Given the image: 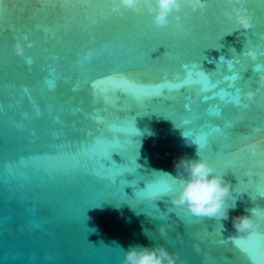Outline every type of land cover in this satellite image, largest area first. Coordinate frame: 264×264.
I'll return each mask as SVG.
<instances>
[{"label": "water", "instance_id": "95a60500", "mask_svg": "<svg viewBox=\"0 0 264 264\" xmlns=\"http://www.w3.org/2000/svg\"><path fill=\"white\" fill-rule=\"evenodd\" d=\"M112 7L113 0H7L3 5L0 264H123L125 251L138 245H163L185 264H225L228 245L211 243L209 237H216L207 231L221 229L227 241L235 234L233 218L264 206V198L254 202L250 192H236L251 188L254 198L264 194V103L247 110L222 106L218 119L208 114L216 101H200L199 84L171 93L170 100L138 103L133 96L159 89L129 87L130 94L121 97L107 78L127 75L152 87L183 79V66L196 64L219 80L228 74L221 61L227 62L232 49L241 53L245 37L238 32L223 36L222 5H207L204 13L184 5L182 28L171 17L167 27L155 25V0L151 13L146 8L142 14L113 12ZM248 7L258 31H264V0H251ZM17 40L23 56L15 52ZM241 63L250 62L241 58ZM227 121L234 126L223 127ZM205 124L222 128L212 136L220 152L199 151L195 142ZM110 126L127 141L123 157L113 154L115 169L128 167L127 159L137 169L119 189L93 175L114 174L115 169L96 167H107L97 154L112 147L105 143L117 136ZM182 157L208 160L218 174L234 167L237 176L226 175L237 196L228 220L191 224L187 209L175 208L171 197L157 200L147 187L145 176H182L176 169ZM149 200L156 210L146 206ZM162 223L169 227L166 238L159 235Z\"/></svg>", "mask_w": 264, "mask_h": 264}, {"label": "snow or ice", "instance_id": "6c2138e0", "mask_svg": "<svg viewBox=\"0 0 264 264\" xmlns=\"http://www.w3.org/2000/svg\"><path fill=\"white\" fill-rule=\"evenodd\" d=\"M7 2V0H0V15H3V5ZM203 3L204 0H201ZM207 5H222L225 6V8L230 7L231 4L236 3V6L239 7V3H237V0H206ZM182 3L184 5L191 6L189 3V0H182ZM251 3V0H244V6L249 10L253 17V27L247 31L240 28L239 24L236 23L234 18H229L224 15V10L222 11V16L224 20L227 22V27H224L223 30V36L228 34L229 31L227 30L228 27H231V33L238 32L240 35L245 37V45L244 50L241 53H237L235 49L230 50L231 51V57L226 59L227 62L221 61V63H224L225 68L228 69V74L221 77L219 80H214L210 73L201 70L199 65L192 64V65H184V78H176V82L166 80L162 85H156V86H146L143 84L138 83L134 79H131L129 76L124 75L122 77L119 76V74L114 75L112 77H109L110 82L114 86V91L116 94H118L121 97H126L130 94L129 87H135L140 89H159L158 92L151 94V95H145L143 98H137L133 96L134 99L137 100L138 103H148L150 101L154 102L157 100H170L171 99V93L173 92H180L184 88L189 87L192 84H199L201 86V94L199 96V99L201 102H207L209 100L216 101L215 104L211 105L208 109V114L212 117L221 118L223 116V107L222 106H228L231 105L233 107L239 108V101L243 99L242 96V90L247 89H256L258 87V81L260 79V73L261 71H264V31H258V25L256 23V17L254 12L248 7V5ZM141 7L144 9L146 8L149 13L152 11H149L147 5L144 3V0H141ZM224 8V9H225ZM184 11V9L181 10L179 13ZM193 12H195L192 9ZM201 13H204L208 11L207 7H204L199 10ZM142 14V13H137ZM235 14H233L234 16ZM173 21H175L174 17L172 18ZM15 30V29H13ZM24 39L27 40V35L24 36ZM255 41L257 46L259 47L258 55L255 57L248 55L247 53V47L249 44H252ZM28 47H32L31 44L28 45ZM241 58L248 60L250 63L246 66L241 63ZM27 63L31 64L32 60L31 58L28 59ZM251 70V74L246 76V73ZM255 72V75L253 73ZM119 81H123V83H120ZM103 95V93H101ZM261 97H264V88H261L260 91L257 93V99L261 100ZM262 103H264V100H261ZM256 104L253 102L251 105ZM186 111L191 110V105L187 104L185 106ZM247 110V109H245ZM185 124H191V120H185ZM233 122L227 121L223 125V127H233ZM206 131L202 132L199 137L196 139V144L199 146V151H215L220 152L221 149L219 146L215 144V142L212 140L213 134H219L222 131V128L215 127L212 125H202ZM109 131L116 132L117 136L111 138L109 141H106L105 143L112 145L110 150L107 153H99L100 159L103 161V164L107 167L104 168L100 164H97V168L101 171H110L115 169V164L113 161V154H118L121 157V151L122 145L127 144V141L123 139V135L120 132V130L116 129L115 127L110 126ZM187 135V133H185ZM125 158V157H124ZM105 161L110 162V164H106ZM128 167L115 169L113 175H99V173L94 172L93 175H97L98 179L105 181L109 186H111L113 189H119L121 187H125L127 185L126 179L124 177L127 174H136L137 169L133 171V167L131 164V160L127 159ZM116 162V161H115ZM117 163V162H116ZM118 164V163H117ZM217 167H219V163H217ZM231 171L232 173L236 174L234 167L229 165L226 169L225 173H228ZM237 176V174H236ZM119 181V184L117 183ZM143 181L146 183L147 187L151 190V192L158 198L157 200L163 198V197H171L173 198L174 195H178L180 190V184L178 182V179H173L170 176H164V177H156L151 175L150 177L145 176ZM241 183V182H240ZM236 192H250L252 200L255 202L258 198H264V194L257 193L255 195V198L252 195L253 189H242L237 190ZM123 195V193H121ZM136 195V193H135ZM156 200V201H157ZM145 206V205H144ZM146 206H149L152 208V210H156V205L152 201H148V204ZM256 207L264 208V206L257 204ZM159 218V217H157ZM205 218H198L193 216L190 223L191 224H200L204 221ZM208 233L215 235L216 239L211 240V236L209 237V240L213 244L217 245H228V253L227 256L230 257V259L225 260V264H243V258H247L248 264H252L251 257L254 255V249L253 246L250 245V243L245 240L244 238H240L238 236H231L227 241L222 238L221 236V229L213 232ZM201 244H204V241H201ZM195 247V245H194ZM207 249L205 248L204 251ZM221 259H224L223 257Z\"/></svg>", "mask_w": 264, "mask_h": 264}, {"label": "clouds", "instance_id": "9594fccd", "mask_svg": "<svg viewBox=\"0 0 264 264\" xmlns=\"http://www.w3.org/2000/svg\"><path fill=\"white\" fill-rule=\"evenodd\" d=\"M144 3L149 11H153L152 0H144ZM189 3L194 11L207 7L206 0L203 3L201 0H189ZM237 3L239 7L233 3L225 8L224 15L234 18L240 28L247 31L253 27V17L244 6V0H237ZM183 6L182 0H155V25L160 28L167 27L170 17H174L177 28H182L183 17L179 13ZM121 9L136 13L143 12L141 0H113L112 11L119 12ZM229 34L231 32L226 35ZM14 48L17 55H24V46L21 41L17 40ZM258 51L257 45L249 44L247 47V53L250 56L255 57ZM261 88H264V76L260 77L256 89L242 90L243 99L239 101V108L248 109L253 102L259 104L261 100H264V97L257 100V93ZM176 169L183 175L178 178L179 193L172 198L175 208L187 209L198 218H210L218 222L229 219L230 209L236 207L237 196L233 193L231 182L226 179L227 173L218 174L215 166L201 158L182 157L176 162ZM246 213L233 218L234 236L244 238L252 246L255 243L254 255L251 257L252 264H264V244L259 243L264 241V208L254 207L246 210ZM220 226L223 228V224ZM168 232V225L160 224V237L166 238ZM195 247L198 252L201 251L199 243L195 244ZM205 258L212 259L208 253H205ZM123 264H185V261L181 259L178 252H171L163 245H157L154 248L138 245L125 251Z\"/></svg>", "mask_w": 264, "mask_h": 264}]
</instances>
